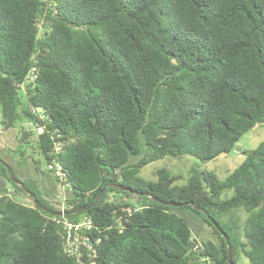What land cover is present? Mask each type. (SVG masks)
<instances>
[{"label":"trees","instance_id":"obj_1","mask_svg":"<svg viewBox=\"0 0 264 264\" xmlns=\"http://www.w3.org/2000/svg\"><path fill=\"white\" fill-rule=\"evenodd\" d=\"M0 126L14 139L0 136V159L51 211L20 167L60 164L66 217L91 219L95 250L67 255L56 215L0 163V264H229L209 217L234 264H264V137L223 179L199 164L140 174L166 156L206 163L264 128V0H0ZM106 183L176 205L107 186L74 212Z\"/></svg>","mask_w":264,"mask_h":264},{"label":"rangeland","instance_id":"obj_2","mask_svg":"<svg viewBox=\"0 0 264 264\" xmlns=\"http://www.w3.org/2000/svg\"><path fill=\"white\" fill-rule=\"evenodd\" d=\"M21 125L28 130H34V126L31 123H28L26 121H22ZM13 128L9 129L6 132H11ZM16 132V130L13 131V133ZM4 130L0 132V136L2 140H4L5 144L11 143L14 141L13 134L12 135H6ZM264 137V128L259 127L255 130H250L247 133H245L241 139L237 142L235 149L227 154V155H220L214 160L208 161L206 163H200V161L192 155H182L180 157H174V156H166L161 159H158L156 161H153L143 167L140 171V174L146 178H153V170L156 168H159L163 164H167L170 170H172L175 173L186 175L189 167L192 165H197L203 169H214L216 173L218 174L219 178L223 179L227 173H229L233 168H235L243 159H244V150L254 148L260 140H262ZM13 148V147H11ZM34 158L37 160H40V169L45 171L47 170V162L44 158L37 156L34 154ZM19 169V168H18ZM20 169L23 171L22 173V179H26L29 182V185L31 187H34L37 185V187L40 188V191L42 194H47L48 198L52 200L53 204L57 207L59 203L57 201L64 202L65 196L67 195L66 187L62 188L60 183L56 181V178L54 175H43L42 173H38L35 171L33 167V163L31 160L25 161ZM18 175V174H17ZM20 175V173H19ZM8 188H12L11 181L6 182ZM56 185V190H53L54 186ZM56 192V193H55ZM56 194V197L53 198V195ZM227 196L231 194V192L226 193ZM20 200L26 202L29 204V200L26 196L18 195L17 196ZM245 217V213L242 211H237V216H235L234 213L230 215H224L222 217H219V219L225 223V224H231L238 220V223H240L241 218ZM198 228H201V236L205 237L210 232H213V228L208 225L207 223H198ZM202 226V227H201Z\"/></svg>","mask_w":264,"mask_h":264},{"label":"built area","instance_id":"obj_3","mask_svg":"<svg viewBox=\"0 0 264 264\" xmlns=\"http://www.w3.org/2000/svg\"><path fill=\"white\" fill-rule=\"evenodd\" d=\"M35 67H32L31 73L29 74V79L35 78ZM1 128V126H0ZM35 131L37 133H42L44 130L43 126L36 125ZM59 144H56L58 147ZM49 165L50 168L54 169V177L56 181H58L62 188L67 186L66 184V175L62 171V168L58 162L52 161ZM68 206L65 201L59 203L58 212H61V215H56L54 220L59 224L62 231V248L63 251L69 255L74 256L76 260H81L82 253H86L87 255L92 256L95 253V250L92 244L89 242L88 234L91 228L93 227V223L88 216H83L78 220L72 221L66 217V210Z\"/></svg>","mask_w":264,"mask_h":264},{"label":"water","instance_id":"obj_4","mask_svg":"<svg viewBox=\"0 0 264 264\" xmlns=\"http://www.w3.org/2000/svg\"><path fill=\"white\" fill-rule=\"evenodd\" d=\"M0 163H2V164L4 165V167L6 168V171H7V174H8L9 179H10L13 183L19 185V186L25 191V193L31 197V199H32V201H33V203H34L35 205H37V206H38L39 208H41L42 210L49 211V212L53 213L54 215H61V214H62L61 212H58V211H51V210H49L48 208L42 206V205L38 202L35 193L32 192L31 190L27 189V188L23 185V183H22L21 181L17 180V179L12 175L9 166H8V165H7L2 159H0ZM107 186L114 187V188H116V189H123V190H125V191L131 192V193H134V194H137V195H145V196L150 197L152 200H154V201H158V202H160V203H162V204H165V205H176V204L171 203V202H164V201H161V200H159V199H157V198H154V197H152L151 195H149L147 192H140V191L134 190V189H132V188H130V187L122 186V185H119V184L106 183V184L103 185V187L98 191V193H97V195H96V197H95V199H94V201H93L92 203L88 204L87 206H84V207L78 208V209L74 210V212H81V211H83V210H85V209H87V208H89V207L95 205V204L98 202V200H99L101 194L103 193V191L105 190V188H106ZM195 208L198 209V210H200V211H202V212L205 213L206 215H208L207 212H206L202 207H197V206H195ZM64 214H67V212H64ZM209 219H211L212 223L215 225V227L217 228V230H218V231L221 233V235L224 237V240H225V242H226V246H227V262H228L229 264H234V262L231 260V250H230V245H229V241H228V237H227L226 233L222 230V228H220V227H219V226H218V225L212 220L211 217H209Z\"/></svg>","mask_w":264,"mask_h":264}]
</instances>
